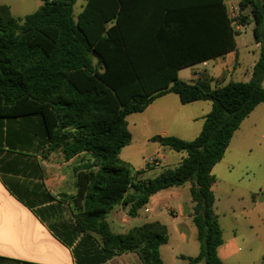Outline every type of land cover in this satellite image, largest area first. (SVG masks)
<instances>
[{"label":"trees","instance_id":"trees-1","mask_svg":"<svg viewBox=\"0 0 264 264\" xmlns=\"http://www.w3.org/2000/svg\"><path fill=\"white\" fill-rule=\"evenodd\" d=\"M43 0L33 14L15 17L0 5V123L38 117L41 136L66 160L81 154L93 162L78 173L83 209L66 218L75 196H17L52 233L74 247L77 264H108L136 253L143 264H164L168 229L159 222L114 233L106 220L123 205L130 217L156 193L190 183L199 254L186 264H223V233L216 213L214 167L235 132L264 103V0H241V26L251 18L260 57L248 82L230 81L205 91L178 71L236 50L237 33L223 0ZM173 93L183 105L212 103L200 134L187 141L156 137L186 157L175 168L142 178L120 159L132 142L127 117ZM33 197V198H32ZM31 198L34 199V196ZM30 198V199H31Z\"/></svg>","mask_w":264,"mask_h":264},{"label":"crops","instance_id":"crops-1","mask_svg":"<svg viewBox=\"0 0 264 264\" xmlns=\"http://www.w3.org/2000/svg\"><path fill=\"white\" fill-rule=\"evenodd\" d=\"M223 1L225 6L229 3L239 7L241 0L239 2ZM0 5L8 6L12 15L15 16L10 4L0 3ZM250 21L252 22L251 18ZM245 26H241L238 30L242 31ZM256 46L260 49V44L256 43ZM237 57H239L238 62H236ZM259 57L260 54L254 60L249 59L244 65L241 64L236 39L234 52L180 69L178 77L205 91L224 86L230 81L245 83L250 81ZM189 71L191 73L189 79H183L182 74ZM175 96L179 99L173 93L157 98L144 112L137 113L139 115L135 117L139 120L132 123V127L129 119L133 114L127 117L132 142L122 149L120 159L135 172L144 170V173L140 175L142 178H154L166 169L156 171L155 167L162 166V161L167 158L164 153H160L164 149L161 142L153 141V138L179 136L175 135L176 133H170V127L164 125L163 119L164 113L172 112L171 105L175 104V107H180ZM204 102L206 101L191 104L202 107L205 105ZM179 103H181L180 99ZM211 109L212 107L205 112L207 108H204L201 116L189 118L191 122L201 124V129L197 126L195 138L200 134L205 117ZM176 118L172 114L169 120L171 125L175 123L180 125L178 124L179 118ZM1 125L2 123H0V264H77L73 252L74 247H69L60 241L34 210L26 206L17 196H30L29 200L34 201L35 205L38 201L36 196H75L63 205L66 208V218H71L83 209V199L77 197L81 195L78 194L76 181L78 173L85 171V168L93 162L91 155L81 153L66 160L60 150H54L47 139L41 136L42 130L38 117L18 118L10 124ZM181 138L190 141V139ZM138 143L147 149L155 147L156 157L159 159L157 165H149L148 162L144 166L138 165L139 161L135 158L134 152V147ZM160 144L162 147L157 146ZM181 154L182 161L186 154ZM191 187L190 183H186L183 186L156 193L135 218L128 215L123 205H117L109 212L106 220L116 234H126L133 228L147 223L159 222L165 225L168 229V241L160 249L164 264L167 262L163 249L171 241L173 243L171 256L173 264H186L187 261H182L180 256L194 258L197 256L192 253L195 250V244L198 243L199 247L197 229L193 222ZM235 252L236 246L233 241L227 243L224 241L218 249L223 264L232 258ZM108 264L143 263L136 253H125L115 256Z\"/></svg>","mask_w":264,"mask_h":264},{"label":"rangeland","instance_id":"rangeland-1","mask_svg":"<svg viewBox=\"0 0 264 264\" xmlns=\"http://www.w3.org/2000/svg\"><path fill=\"white\" fill-rule=\"evenodd\" d=\"M86 1L78 0L75 4L73 14L75 20ZM234 1L239 2L240 0ZM0 3L10 4L15 16L24 17L35 13L41 7L43 0H0ZM249 12L248 9L241 13L240 19L244 15H249ZM254 27L255 23L250 21L242 31H239L233 24V28L238 34L236 39L240 61L243 65L249 59L252 61L260 54V49L257 48L254 38ZM238 61L239 57L236 58V62ZM190 74V71L185 72L182 74V78L187 80ZM262 85L264 87V81ZM174 98L180 107H175V104L170 106L172 112L163 114L164 125L170 127V133L179 135L175 137L192 140L197 133V126L201 129V124L200 122H191L189 118L201 116L204 113V108H207L205 112L208 111L212 107V103L206 101L202 107L192 104L182 105L176 96ZM172 114L179 118V126L177 123L171 125L169 120ZM138 115L133 114L129 119L131 127L132 123L139 120L138 117H135ZM157 142H160V138ZM157 146L162 147L163 145ZM163 147L164 149L160 153H164L167 159L162 161V166L155 167L156 171L176 167L183 157L181 153ZM154 148L152 146L147 149L140 143L136 144L134 152L135 158L139 161L138 165L144 166L150 157L157 156ZM213 175L215 178L213 186L216 197L215 207L223 239L225 243L233 241L236 246L234 256L225 264H264V103L250 114L235 132L223 160L214 167ZM197 244L192 252L193 255L199 254ZM172 250L173 243L171 241L163 249L167 264H173Z\"/></svg>","mask_w":264,"mask_h":264},{"label":"built area","instance_id":"built-area-1","mask_svg":"<svg viewBox=\"0 0 264 264\" xmlns=\"http://www.w3.org/2000/svg\"><path fill=\"white\" fill-rule=\"evenodd\" d=\"M227 10H228V17L232 21V25L235 24L236 28L239 29L241 27L240 24V15H241V10L238 6H235L233 4H226ZM159 162L158 157H151L150 160L148 161L149 165H157Z\"/></svg>","mask_w":264,"mask_h":264},{"label":"water","instance_id":"water-1","mask_svg":"<svg viewBox=\"0 0 264 264\" xmlns=\"http://www.w3.org/2000/svg\"><path fill=\"white\" fill-rule=\"evenodd\" d=\"M160 142H161V140H160Z\"/></svg>","mask_w":264,"mask_h":264}]
</instances>
